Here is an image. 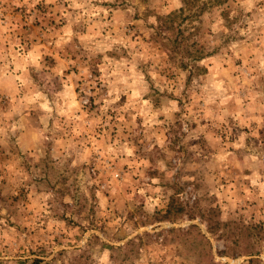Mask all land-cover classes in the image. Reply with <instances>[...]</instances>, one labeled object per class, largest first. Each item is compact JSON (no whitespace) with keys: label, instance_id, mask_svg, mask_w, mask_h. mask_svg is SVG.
<instances>
[{"label":"rangeland","instance_id":"rangeland-1","mask_svg":"<svg viewBox=\"0 0 264 264\" xmlns=\"http://www.w3.org/2000/svg\"><path fill=\"white\" fill-rule=\"evenodd\" d=\"M250 254L264 0H0V264Z\"/></svg>","mask_w":264,"mask_h":264},{"label":"trees","instance_id":"trees-1","mask_svg":"<svg viewBox=\"0 0 264 264\" xmlns=\"http://www.w3.org/2000/svg\"><path fill=\"white\" fill-rule=\"evenodd\" d=\"M177 14H171L170 16H167L166 18H159V21L161 20V22L158 24L157 28H156V35H162L163 31H169V30H173V22L174 19L176 18ZM171 23V25H170ZM181 34H183L182 31H180ZM163 38V36H161ZM166 39V38H163ZM182 63H184L182 61ZM185 67V64H184ZM191 228H198L196 225L190 226ZM213 229V228H211ZM174 229H171V231H173ZM213 230H211L212 232ZM148 234V233H147ZM200 235L207 240V237L203 234L200 233ZM208 241V240H207ZM250 259H248L244 264H264V261L260 260V258H257L255 255L250 254ZM213 264H217L215 262V259L213 258Z\"/></svg>","mask_w":264,"mask_h":264}]
</instances>
